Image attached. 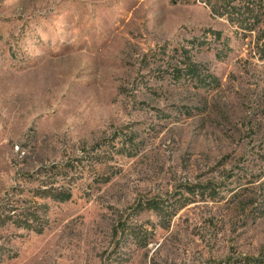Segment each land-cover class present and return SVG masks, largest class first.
Returning <instances> with one entry per match:
<instances>
[{
    "label": "rangeland",
    "instance_id": "obj_1",
    "mask_svg": "<svg viewBox=\"0 0 264 264\" xmlns=\"http://www.w3.org/2000/svg\"><path fill=\"white\" fill-rule=\"evenodd\" d=\"M249 259L264 0H0V264Z\"/></svg>",
    "mask_w": 264,
    "mask_h": 264
},
{
    "label": "trees",
    "instance_id": "obj_2",
    "mask_svg": "<svg viewBox=\"0 0 264 264\" xmlns=\"http://www.w3.org/2000/svg\"><path fill=\"white\" fill-rule=\"evenodd\" d=\"M185 58L187 59V63H185V65L188 68V71H187L188 76L190 78H194V79L198 78L199 75L201 74L198 65L192 61L189 54H185ZM69 199H71V195L69 193L61 194L60 197L57 198V200H59L61 202L68 201ZM245 262L264 264V262H260V261H256V260H252V259L245 260Z\"/></svg>",
    "mask_w": 264,
    "mask_h": 264
}]
</instances>
